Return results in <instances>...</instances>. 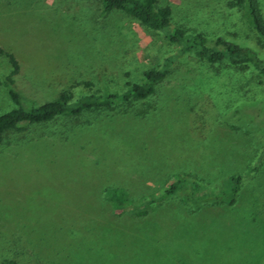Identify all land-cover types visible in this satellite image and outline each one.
Returning <instances> with one entry per match:
<instances>
[{"label":"rangeland","instance_id":"obj_1","mask_svg":"<svg viewBox=\"0 0 264 264\" xmlns=\"http://www.w3.org/2000/svg\"><path fill=\"white\" fill-rule=\"evenodd\" d=\"M180 4L158 3L172 8L173 22L210 38L222 33L264 59L236 9L215 21ZM0 48L18 63L13 89L24 106L65 89L73 98L121 93L175 55L160 33L122 11L102 13L99 0H0ZM10 70L0 55V114L14 107L4 84ZM157 89L155 100L118 106L124 115L91 113L87 126L61 128V141L28 136L4 153L0 243L16 233L48 264H264V76L250 65L180 56ZM177 174L216 189L233 175L242 180L230 204L192 209L178 193L127 223L98 218L104 206L95 195L111 181L144 200Z\"/></svg>","mask_w":264,"mask_h":264},{"label":"trees","instance_id":"obj_2","mask_svg":"<svg viewBox=\"0 0 264 264\" xmlns=\"http://www.w3.org/2000/svg\"><path fill=\"white\" fill-rule=\"evenodd\" d=\"M99 1L102 13L111 10L122 11L147 29L160 33L175 48V55L166 56L157 67L145 70L137 83H127L121 93H89L73 98L70 89H65L53 100L39 105L24 106L19 94L13 89L14 77L19 72L18 63L12 54L0 48V55L5 56L11 66L9 74L4 78V84L14 104L12 109L0 114V157L11 149L23 145L28 141L26 139L28 136L31 140L34 137L52 136L55 140L59 138L61 141L66 137L61 128L75 129L78 126H87L91 121L86 117L91 113H97L99 116L106 111L113 115H124L126 112L116 111L118 106H129L132 102L145 101L149 98L155 100L159 93L157 86L170 73L175 57L192 56L212 65H250L264 76V59L259 56L255 48L250 45L242 46L222 33H216L210 38L201 31L179 25L172 21V8L169 5L159 6V0ZM180 1L178 7L180 11L189 12L192 16L195 14L205 16L215 21L220 20L222 10L236 9L264 46V19L258 0ZM82 84L85 87L90 86V82L87 81ZM151 105L143 104L140 109L147 110ZM137 109L135 114L139 112ZM126 111L130 112L127 109ZM94 120L92 119V122ZM241 180L240 174L233 175L216 189L190 175L177 174L167 183L161 194L148 196L144 200L133 198L127 187L128 184L111 181L95 195L97 203L99 201L101 206H104V210L100 209L98 218L103 216L102 219L108 223H127L128 218L146 216L150 205L163 202L178 193L181 194L182 201L192 209L204 204L217 205L225 199L230 204V195L233 202ZM0 254L8 255L0 261V264H48L16 233H12L8 236V240L4 239L0 243Z\"/></svg>","mask_w":264,"mask_h":264}]
</instances>
